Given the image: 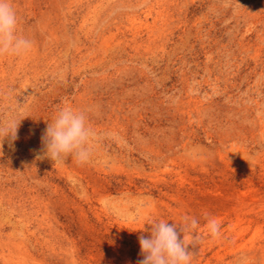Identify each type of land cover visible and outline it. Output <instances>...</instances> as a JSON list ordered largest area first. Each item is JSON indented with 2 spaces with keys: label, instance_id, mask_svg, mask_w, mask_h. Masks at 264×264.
<instances>
[{
  "label": "rangeland",
  "instance_id": "obj_1",
  "mask_svg": "<svg viewBox=\"0 0 264 264\" xmlns=\"http://www.w3.org/2000/svg\"><path fill=\"white\" fill-rule=\"evenodd\" d=\"M11 3L33 46L0 56V264H138L185 216L191 264H264V0ZM65 106L86 162L43 157Z\"/></svg>",
  "mask_w": 264,
  "mask_h": 264
},
{
  "label": "clouds",
  "instance_id": "obj_2",
  "mask_svg": "<svg viewBox=\"0 0 264 264\" xmlns=\"http://www.w3.org/2000/svg\"><path fill=\"white\" fill-rule=\"evenodd\" d=\"M19 19L11 0H0V56H20L29 52L33 41L18 33ZM19 123L10 122L6 129L0 128V135L17 138ZM95 136L85 111L70 106L62 107L52 123L42 135L43 157L54 162L65 160L69 156L78 162H86L91 155L90 142ZM37 155V159L43 158ZM199 227L196 217H184V225L160 219L153 221L150 237L141 235L139 244L143 259L138 264H191L194 256L189 250L184 229L195 230ZM221 224L215 218H208L207 229L213 238L221 236ZM182 234V238H181ZM195 238V233H193Z\"/></svg>",
  "mask_w": 264,
  "mask_h": 264
}]
</instances>
